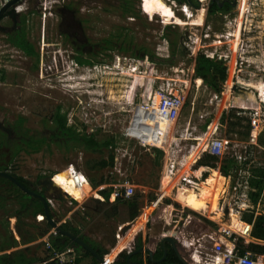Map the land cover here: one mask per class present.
Returning a JSON list of instances; mask_svg holds the SVG:
<instances>
[{
  "label": "rangeland",
  "instance_id": "obj_1",
  "mask_svg": "<svg viewBox=\"0 0 264 264\" xmlns=\"http://www.w3.org/2000/svg\"><path fill=\"white\" fill-rule=\"evenodd\" d=\"M8 1L0 0L2 4ZM197 1L20 0L17 28H24L26 35L41 50L40 59L38 55L22 53L11 44L14 23L9 17L2 22L4 28L0 30V39L11 37L0 42L4 45L0 48V122L4 129H13L16 118L24 115L27 117L25 126L30 129L27 135L33 136L39 131H46L44 121L59 110L77 133L94 134L99 141L114 138L115 161L113 166L100 169L95 167L96 161L105 154L88 152L79 147L67 151L54 142L32 150L22 142V135L18 133L19 137L14 138L13 133L0 126L1 164L34 184L50 176L56 184L63 180L72 182L68 168L75 166L81 170L86 185L80 189V199L76 200L84 207L70 203V197H64L52 186L46 192L59 199L63 214L71 213L64 222L73 223L81 234L101 243L109 254H117L116 257L128 250L133 239H144L146 235L163 239L169 232L186 244L192 242L190 233L185 228H179L168 215L151 225L148 224L151 217L148 221L145 219L142 227L131 237L128 236L137 219L146 212L148 204H152L149 198L153 195L160 197L163 194L175 201L179 199L193 211L205 208L208 212L200 213L202 216H216L218 222L225 221L228 226L232 221L238 231L245 227L240 221L244 214L253 210L256 216L260 214L249 204L245 184L253 169L264 168V111L258 108L256 92L262 82L250 81L242 74L249 69L264 71V0H254L255 6L251 5V0L248 3L237 0L234 10L229 11V17L235 12L234 22L230 25L232 28L229 29L231 35L226 37L234 68L228 70L231 78L229 89L221 95H215L203 81H196L197 78L192 76L199 50H208L212 44H222L225 38L221 32L228 17L222 13L210 16V0H205L204 4L200 1V7ZM62 9L71 14L77 23L81 22V37L88 39L84 43L86 50L81 52L88 54L92 51L91 57L99 62L97 65H74V56L81 52L77 50L75 35H66L62 28ZM199 9H203V14ZM199 14L203 17L202 21ZM212 37L213 40L206 41ZM246 61L251 65L242 68L241 63ZM181 67L187 69V75L178 74ZM137 78L160 80L158 84L161 86L156 89L183 94L185 104L175 125L167 128L159 119V94L155 95L152 104L141 105L142 108L137 109L140 99H133L132 93ZM250 96L257 97L255 106L258 109L249 111L247 107H242V110L233 107L235 98ZM143 122L147 125L143 126ZM210 125L213 127L208 128ZM170 132H173L172 138ZM206 132L209 135H205ZM214 133L227 144L226 154L219 157L220 160L235 159L230 173L224 175L221 172V162L216 168L203 169L208 178L203 179L206 181L200 194L191 185L183 186L180 179L172 183L166 171L170 151L175 144L186 143L193 147L181 169H184L183 173L189 167L195 170L199 166L192 165L193 160L201 150V156L206 152V143ZM197 137L199 141L195 139ZM158 139L165 143L164 148L153 145ZM168 140L170 144L166 145ZM197 142L201 145L192 154ZM18 143L22 149L10 159ZM122 175L136 185V194L141 197L142 213L134 220H127L128 214L124 210L109 217L112 211L110 205L103 206L96 201L104 200L98 191ZM192 176L194 181L197 180L193 172ZM219 176L224 178L221 192ZM193 180L190 183L195 184ZM172 184L179 189L177 199L176 191L171 189ZM0 185V196L5 200L0 201V244L4 235L9 233L18 248L24 247L26 230L39 235L45 233L48 227L45 221L39 222L31 211L19 218L17 213L22 193L8 181L0 179ZM110 201L115 199L110 197ZM121 207L125 208L124 205ZM227 207L229 217L225 214L221 218L220 211ZM251 240L264 244L254 232L251 233ZM37 243H41L39 254L49 248L44 238H39ZM201 248L209 259L213 254L212 244ZM82 254V250L73 248L62 258L67 262ZM254 258L262 260L260 256L254 255ZM80 264H92V260L84 257Z\"/></svg>",
  "mask_w": 264,
  "mask_h": 264
},
{
  "label": "trees",
  "instance_id": "obj_2",
  "mask_svg": "<svg viewBox=\"0 0 264 264\" xmlns=\"http://www.w3.org/2000/svg\"><path fill=\"white\" fill-rule=\"evenodd\" d=\"M205 0H202V4H204ZM237 0H229L225 1L224 4L221 6L218 2L211 3L209 7V15H217V13H222L226 15L227 19L224 20V27L223 32L221 34L225 39H222V44H212L209 46L208 50H200L197 53L195 59V73L193 74V78L202 79L203 82L212 89L215 93L221 95L225 93L230 86L231 78L228 76V70L234 68V62L229 59L230 55L227 51L228 44L226 43V37L231 35V24L234 22L235 19V12L231 13L229 17V11L234 10L233 2ZM249 0H240L239 2L248 3ZM257 1V0H256ZM193 2V0H191ZM196 2V1H195ZM194 2V3H195ZM193 3V4H194ZM197 4L200 5V2L197 1ZM259 3L256 4V6ZM251 5L255 6V1L251 0ZM200 11L203 9H199ZM203 14V12L201 11ZM202 15L199 14V19L202 21ZM230 29V30H229ZM204 39V38H203ZM212 38L207 39L206 41H211ZM224 42V43H223ZM211 43V42H210ZM213 43V42H212ZM18 44L21 45L24 49L28 50L29 53H34V49L31 46H27L22 40L18 41ZM74 65L76 66H95L99 62L95 61L91 55L86 57L76 55L74 56ZM229 60V61H228ZM228 62V65H227ZM246 62L241 63V67L249 66L251 64ZM178 74L186 73V68L181 67L179 68ZM243 70V69H242ZM241 70V71H242ZM250 71H245L242 76L246 79L252 80H260L262 82L259 88L256 90L258 97H259V106L264 111V71H257L249 69ZM227 81V82H226ZM160 80L156 79H138L136 80L135 86L133 88V99L139 100L141 104H137V109L142 108L141 105H146L150 103L152 94L154 89L160 88L161 85L158 83ZM257 87V86H255ZM226 89V90H225ZM225 90V92H224ZM257 97H246V98H235L233 100L234 108L241 109L242 107H247L249 111H253L257 106L256 102ZM264 117V112H263ZM23 123V119H20L19 124ZM45 123L46 131L43 134L37 136H25L22 140L25 142L28 148L32 150H38L39 146L45 143L54 142L58 146L66 148L67 151L71 150L72 148H83L85 151L94 152V153H103V156L100 160L96 161L95 167H99L100 169H104L107 167H111L114 165L115 161V153H114V138H108L103 141H99L94 134H79L76 132L68 124L67 117L59 112V110L52 115L50 119H47ZM156 143L153 145L163 147L165 143L161 140H156ZM16 149L11 153L10 159H12L22 148L19 145H15ZM108 150L105 152V150ZM193 150V147H189L186 143H178L170 151L169 156V164L168 170L166 171V176L171 177L172 183L176 182L180 179L181 175L183 174V170L180 169L187 160L188 155ZM221 162V172L224 175H228L231 169L234 166L235 159L234 158H226L225 160H220L218 156L212 155L210 153L204 152L201 158L197 161L199 166H208L212 168H216ZM178 170V171H177ZM0 171H6L13 174L11 169L5 167L4 164L0 165ZM177 171V172H176ZM176 172V173H175ZM251 176L248 178L245 188L247 192L245 195L248 197V201L252 207L259 208L262 213L259 215H255V210L252 212H248L242 216V220L253 224L252 233L259 236L264 241V168H255L252 170ZM18 178L22 181V183L29 187L28 182L23 178ZM0 179L10 182L11 184L15 185L12 181L0 177ZM66 186L67 195L71 198V201L75 204H78L77 199H80L81 191L80 189L73 186L69 181L63 180ZM224 178L219 176V190L220 192L223 189ZM171 189L175 187V184H172ZM16 186V185H15ZM17 187V186H16ZM92 192L94 191L90 186L88 187ZM17 189L22 193L19 203L20 209H18V217L20 218L25 213L31 211L33 215L44 214V206L39 199H35V202L32 204L31 210L28 211V202H29V195L25 194L20 188ZM99 194L102 195L104 200H96L100 205L109 204L112 211L109 212L108 216L115 215L116 213L124 210L128 214L127 220H134L138 217L141 212V197L139 194H135L131 198H125L123 196L116 197L115 201H110L112 188L107 186L98 191ZM27 198V199H25ZM0 201H5L2 196H0ZM157 201L159 202L158 209L153 213L151 216L148 224H154V222L160 221L162 217L166 214H169L170 217L173 218L179 228H185L191 235L192 242L186 244L183 239L180 237L177 238V248L179 253L182 257L189 263V264H212L211 262H206L203 256H196L194 255V251L198 245L199 239H201L204 235H208L213 239H218L222 244L229 246L233 252H239L240 254H245L246 252H250L256 256H260L264 262V244L257 243V242H249L245 243L243 238H239L236 242L233 241L232 237H226L218 232V224L209 218L202 216L200 213L190 210L189 208L185 207L184 205L180 204L179 202L175 201L170 197L160 196L155 197L154 195L149 198V202ZM3 203V202H2ZM3 205V204H2ZM122 205L125 208L122 209ZM156 203H152L148 206L146 213V218L152 214L155 210ZM84 207V206H82ZM85 209V208H84ZM142 214V215H143ZM220 216V213H219ZM45 222L48 227V230L45 231L43 234H35L32 231L26 230L24 232V237L26 238L25 246L18 248V244L16 240L12 237L11 234L7 233L3 237V241L0 244V264H80L84 257H90L92 260V264H100V261L89 251L85 250L81 246H73V242L63 236L60 232L57 234L49 235L50 247L43 251V254H39L38 248L41 246V243L36 242L39 238H44L45 235L49 234L50 229L52 228L49 222L46 220ZM144 224L143 219L140 221H136L133 227L130 229L128 236H132L136 233V231L142 227ZM62 228L68 231H72L76 233L79 237H81L84 241L89 243L102 257L107 256V260L111 261L117 254L111 252L109 254V250L105 248L101 243L91 239L89 236L83 235L80 232V229L75 226L73 223L63 222L61 224ZM124 231L127 228H123ZM8 232V231H7ZM127 236V237H128ZM126 237V238H127ZM123 244H126L125 237ZM45 244V242H42ZM146 246L153 252V259L150 255L147 256L146 260L142 257V253L133 256V259L138 260L139 264H184L178 257L175 249L173 248L170 242H166L165 248L167 250V255L162 261H158L162 258L164 254V248L162 246V240L152 236L146 235L143 239L142 237H138V239H133L128 246L129 251L136 250L140 247ZM36 247V248H35ZM69 248H74L78 250H82L83 254L81 256L76 257L73 260L67 261L62 263L60 258L56 255L66 251ZM127 252L123 251L120 253V256L123 258L125 263V259L127 258Z\"/></svg>",
  "mask_w": 264,
  "mask_h": 264
},
{
  "label": "built area",
  "instance_id": "obj_3",
  "mask_svg": "<svg viewBox=\"0 0 264 264\" xmlns=\"http://www.w3.org/2000/svg\"><path fill=\"white\" fill-rule=\"evenodd\" d=\"M198 1L202 2V0H198ZM156 94H159V100H158V105H157V112H158L159 119L162 120V122L165 124V127L167 128L171 127L172 125H175L181 114L184 104H185V98L183 94H176L174 92L172 93V90L170 92H166L164 90L156 89L154 94L152 95V98L150 101L151 104H152V101H154ZM150 103H148L146 106H149ZM146 125H147L146 123L143 124V126H146ZM170 133H171V138H172L173 132H170ZM170 140L167 141L166 145L170 144L169 143ZM226 145H227L226 142L219 137H215V133H214L213 135L209 136V140L206 143L205 149H206V152L212 155L223 157L226 154V147H227ZM68 169L70 170V176H71L73 185L76 188L82 190L84 185H86L83 172L75 166H71ZM190 170H192V167H189V169L183 173V175L181 176L179 180V182L183 184V186L184 185H191V186L195 185L194 183H190V180H193L192 171ZM108 186L112 188V193H111L112 199H116V197L118 196H123L125 198H131L136 194V191H137L136 185L128 177L123 176V175L119 178H115L113 182L109 184ZM162 195L163 194H161V196ZM47 201L50 205L51 211L55 219H56V215H58V220L56 219L57 222L62 224L67 218H70L69 215L71 213L65 215L63 214V212H61V203L59 199L55 198V196H52V195L47 196ZM70 203H72V201H70ZM203 209H204V212H208L206 211L205 208ZM221 213H224V208H222ZM66 216L68 217L66 218ZM36 217L39 222L45 221L44 214H38ZM40 217H43V218L41 219ZM213 218L216 221L215 216H213ZM244 224H245V227L241 231L232 230L227 225H220L218 228V231L220 234L226 237H232L234 242H236L239 238H243V241L245 243H249L251 240L253 224H250V223H244ZM51 229L52 230L47 235V237H44V240L47 242L48 247L51 246L50 241H49V235L57 234V231L54 228H51ZM201 247L203 246L198 245L196 247L194 251V255L203 256L205 257V260L211 262L212 264H263L262 260L260 261L254 258V254L250 252H246L245 254H240L239 252H233L229 246L222 244L218 240H215L213 243V254H211L209 259L206 257L205 254L202 253ZM70 250H73V248H69L62 253L56 254L60 258L62 263L66 262L62 258L64 253Z\"/></svg>",
  "mask_w": 264,
  "mask_h": 264
},
{
  "label": "flooded vegetation",
  "instance_id": "obj_4",
  "mask_svg": "<svg viewBox=\"0 0 264 264\" xmlns=\"http://www.w3.org/2000/svg\"><path fill=\"white\" fill-rule=\"evenodd\" d=\"M20 0H9L8 2H6L5 4H2L1 2H0V30H2L3 28H4V26H3V24H2V22H3V20L6 18V17H9L10 18V20H11V22H13L14 23V25L11 27V39L10 38H6V39H0V42L1 41H5V40H7V39H10V41L12 42H9V43H11V44H13L14 46H17L18 48H19V50H21V52L22 53H24V54H27V55H38V57H39V59H40V52H41V50L38 48V47H36L35 45H34V41H32L31 40V38L28 36V34L26 35V32L24 31V28H17V24H16V21H17V18H18V11H20L19 9H18V2H19ZM210 5H211V1H210V4H209V7H210ZM61 19H62V21H61V25H62V28L63 29H65V34L66 35H69V36H73V35H75V39H76V47H77V50L79 49V51L81 52V51H84V50H86V47L84 46V43L88 40L87 38H85V40L81 37V34H80V32H82L81 31V26H82V24H81V22H78L77 23V21L73 18V16H71V14H66V10L65 9H62L61 10ZM6 27V26H5ZM81 37V38H80ZM19 40H22L27 46H31V47H33V49H34V53H29V51L28 50H26V49H24L21 45H19L18 44V41ZM72 44V46H73V43H71ZM77 44H79V45H77ZM39 45H40V42H39ZM75 45V44H74ZM2 46H4V45H2V44H0V48L2 47ZM73 48H74V46H73ZM92 51H90V53H88V54H86V53H84V52H81L79 55L80 56H84V57H86V56H88V55H92ZM23 119V123L20 125L19 124V122H20V119ZM26 122H27V117L26 116H24V115H19L17 118H16V120L13 122L14 124H13V129L12 128H9V129H4V126H1V128H3V130H6L8 133H13L14 135H12V136H14V138H18L19 137V135H18V133L20 134V135H22L21 136V138L22 137H27L28 135H27V131H29L30 129L28 128V127H26L25 126V124H26ZM45 132V130H42V131H39V132H37L36 134H34L33 136H37V135H40V134H43ZM11 136V135H10ZM12 136H11V138H12ZM33 136H30V137H33ZM21 140V139H20ZM22 142H24L23 140H22ZM45 143H46V141H45ZM44 143V144H45ZM44 144H42V145H38L39 146V149L44 145ZM15 145H21L20 143H18V144H15ZM26 145V144H25ZM38 149V150H39ZM6 150H9V147H6ZM1 157H0V165H2L1 164ZM46 177H44L43 179H41V180H39L38 181V183L37 184H34L33 182H30V181H28V180H26L27 182H28V185H29V189H33V188H35V191L37 192V193H39V194H41V195H43V196H46V187H42V183H43V180L45 179ZM21 181V180H20ZM22 182V181H21ZM16 185V184H15ZM17 186V185H16ZM60 187H62V189L63 190H65L66 192H67V190H66V186H65V184H64V181H62V182H60V185H59ZM0 187H1V185H0ZM18 187V186H17ZM27 187V186H26ZM19 188V187H18ZM21 189V188H20ZM23 191V190H22ZM24 192V191H23ZM25 194H27L26 192H24ZM27 195H29V194H27ZM25 199H27V198H25ZM29 202H28V211L29 210H31V208L33 207L32 206V204L35 202V199H38L37 197H34V196H30L29 195ZM40 200V199H39ZM41 201V200H40ZM19 207H20V203H19ZM20 209V208H19ZM37 216V215H36ZM35 216V217H36ZM138 239V238H137ZM144 247H146V246H144ZM128 248V247H127ZM139 249V248H138ZM138 249H136V250H133V251H129V250H124V251H126L128 254H127V258L125 259V263L124 262H122L123 261V258L120 256V254L115 258V260H113V261H115L116 263H118V264H139V262H138V260H136V259H133V256H135V255H137V254H139L140 252H137V253H134L135 251H137ZM133 253V254H132ZM142 253V257L146 260V258H147V253H145V252H141ZM103 258H106V260H107V256L106 257H103ZM163 260V259H162ZM161 260V261H162Z\"/></svg>",
  "mask_w": 264,
  "mask_h": 264
},
{
  "label": "water",
  "instance_id": "obj_5",
  "mask_svg": "<svg viewBox=\"0 0 264 264\" xmlns=\"http://www.w3.org/2000/svg\"><path fill=\"white\" fill-rule=\"evenodd\" d=\"M225 1H229V0H211V3L218 2L219 5L222 6ZM236 4H237V1H234L233 2V5L235 6ZM2 125H3V123L0 122V126H2ZM0 177L6 178V179L12 181L19 188H21V190H23L24 192H26L30 196H34V197H37L38 199H40L41 202H42V204H43V206H44V216L46 217V220L49 222V224L51 225V227L54 228L57 232H60L63 236H65L66 238L70 239L73 242V246L74 247H76V246L79 245L82 248H84L85 250L89 251L91 254H93L100 261V264H103V263H107V264H118L115 261L107 262L106 261V258H103L89 243H87L86 241H84L76 233H74L72 231L65 230L64 228H62L61 224L59 222H57V220L55 219V217H54V215H53V213L51 211L50 205H49V203L47 201V196H49L47 193H46V196H43V195L37 193L35 191V188L29 189L28 187H26L20 181V179L18 178L17 175L12 174L10 172L0 171ZM51 186L53 187V189L55 188V189L59 190L60 192H62L64 195H67V192L65 190H63L62 187H60L59 185H57L55 183L53 176L52 177L51 176L50 177H46L43 180L42 187H46L49 190V188ZM50 195L53 196V194H50ZM228 210H229V208H226V210H225L226 215L228 214ZM177 241H178L177 238L174 237L173 235H168V236H166V237L163 238L162 245L164 247V254H163L162 258L160 260H158V261H161L162 259H164L166 257L167 250L165 248V244H166V242H170L172 244L173 248L175 249V251H176L179 259L184 264H189L182 257V255L179 253L178 248H177ZM137 252H145L148 255H150V257L153 259V252L149 248H147V247H144V246L143 247H140L134 253H137Z\"/></svg>",
  "mask_w": 264,
  "mask_h": 264
},
{
  "label": "crops",
  "instance_id": "obj_6",
  "mask_svg": "<svg viewBox=\"0 0 264 264\" xmlns=\"http://www.w3.org/2000/svg\"><path fill=\"white\" fill-rule=\"evenodd\" d=\"M211 1V0H210ZM206 33V32H205ZM204 33V34H205ZM208 33V32H207ZM222 35V34H221ZM223 36V35H222ZM228 40V39H227ZM227 40H226V42H227ZM216 45V44H215ZM218 45V44H217ZM227 48H228V46H227ZM200 51V50H199ZM228 51V53H229V55H231V53H230V51L229 50H227ZM197 56V55H196ZM196 59V58H195ZM229 59H230V57H229ZM229 61V60H228ZM195 65H196V63H194V67H193V73H195ZM240 72V71H239ZM196 81H203L202 79H199V78H197V79H195ZM204 83V82H203ZM207 86V85H206ZM208 87V86H207ZM155 90L156 89H154V91H153V94H154V92H155ZM209 90H211V91H213L212 89H210L209 88ZM214 92V91H213ZM152 94V95H153ZM214 94L215 95H219V94H217V93H215L214 92ZM182 112V111H181ZM211 127H213L212 125H210L208 128H211ZM174 134H175V131H174ZM205 135H209V132H208V134H207V132L205 133ZM204 135V136H205ZM206 137V136H205ZM195 139H197V141H199L198 140V137L197 138H195ZM200 145H201V142H197V145H196V147H195V150L192 152V154L196 151V149L197 148H199L200 147ZM202 151V150H201ZM200 151V154H199V156H197V157H195V159L193 160V162H192V165H198L197 164V161L201 158L200 156H201V153L203 152H201ZM208 153V152H207ZM189 156V155H188ZM188 158V157H187ZM187 161V160H186ZM199 166V165H198ZM183 167V166H182ZM181 167V168H182ZM178 169V170H182V169ZM206 168H212V167H208V166H199L198 167V169H192V172H193V175H196V177H197V180H195V186H191L192 188H194L195 190H196V192H197V194H200V192H201V190H202V185H203V183L207 180V178L205 177V173L206 172H204V170L203 169H206ZM186 170H188V169H186ZM185 170V171H186ZM206 171V170H205ZM193 177V176H192ZM204 178H206V180H203ZM201 180V181H200ZM46 190H48V188H46ZM173 190H175L176 191V193H175V197H176V199H177V196H178V187L176 186V187H174L173 188ZM173 190H172V192H173ZM47 193V192H46ZM168 194V193H167ZM48 195H50V194H48ZM51 196V195H50ZM64 197H68L67 195H64ZM165 197H168V196H165ZM100 198L101 199H104L102 196H100ZM173 199V198H172ZM175 200V199H174ZM70 201H71V198H70ZM177 202H179L180 204H182V205H186L183 201H181V200H179V199H177L176 200ZM152 203H156V206H155V210L152 212V214H150L147 218H146V214H143V215H141L137 220L138 221H140V219L142 220L143 218L142 217H145L144 219H143V221L145 222V219H146V221H148L149 220V217H151L152 215H153V213L158 209V207H159V202H156V201H152ZM77 206V205H76ZM82 206H83V204L82 203H80V204H78V207H80V208H82ZM148 206H149V204H148ZM187 206V205H186ZM191 208V207H190ZM228 208V207H227ZM79 209V208H78ZM77 209V210H78ZM193 209V208H192ZM258 212H260V213H262V211H260V209L258 208H255ZM225 210H226V208L224 209V213H221V211H220V213H221V218L222 217H224V215L226 214L225 213ZM194 211H196V212H199V213H202L203 212V214H205V213H207V212H204V209L203 208H201V209H198V210H196V209H194ZM142 213V212H141ZM144 213H146V212H144ZM241 212H239V214H240ZM166 215H168L169 217H170V215L169 214H166ZM216 217V216H215ZM227 217H229V210H228V214H227ZM137 218V217H136ZM163 218V217H162ZM207 218H209L210 220H212V221H214V222H216L217 224H218V228H219V226L220 225H227L226 223H225V221H220V222H218L217 221V219H216V221L214 220V218L213 217H211V216H209V217H207ZM221 220V219H220ZM240 221L241 222H244V223H247V222H245V221H243L242 219H240ZM230 224L231 225H234L233 224V222L231 221L230 222ZM228 226V225H227ZM235 226V225H234ZM170 228V227H169ZM168 228V229H169ZM236 231H238V230H236ZM219 232V231H218ZM166 236H168V235H171L169 232H166ZM165 236V237H166ZM175 237V236H174ZM177 238V237H176ZM161 240H163V239H161ZM215 240H218V239H213L212 237H209L208 235H204L201 239H199V241H198V245H200V246H204L205 244H212V246H213V243H214V241ZM219 241V240H218ZM253 240H250V242H252ZM202 243V244H201ZM197 245V246H198ZM163 246V245H162ZM106 248V247H105ZM164 248V247H163ZM147 256H148V254H147ZM197 256V255H196ZM205 258V257H204ZM207 261V260H206ZM263 261V260H262ZM263 264H264V262H263Z\"/></svg>",
  "mask_w": 264,
  "mask_h": 264
},
{
  "label": "bare ground",
  "instance_id": "obj_7",
  "mask_svg": "<svg viewBox=\"0 0 264 264\" xmlns=\"http://www.w3.org/2000/svg\"><path fill=\"white\" fill-rule=\"evenodd\" d=\"M58 184L57 185H60V182H57ZM72 185H73V182H70ZM74 186V185H73ZM163 191V190H162ZM232 230H236L237 228H236V226H234V225H230L229 226ZM106 261H108L109 262V260H106ZM104 264H106V263H104Z\"/></svg>",
  "mask_w": 264,
  "mask_h": 264
}]
</instances>
